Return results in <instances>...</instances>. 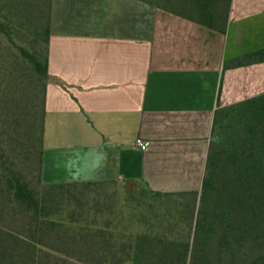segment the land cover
<instances>
[{
	"label": "crops",
	"instance_id": "crops-1",
	"mask_svg": "<svg viewBox=\"0 0 264 264\" xmlns=\"http://www.w3.org/2000/svg\"><path fill=\"white\" fill-rule=\"evenodd\" d=\"M80 1L52 0L42 180L200 190L216 110L264 93V61L226 67L264 48V0H231L224 33L139 0L82 20ZM51 125L73 178L44 179Z\"/></svg>",
	"mask_w": 264,
	"mask_h": 264
},
{
	"label": "trees",
	"instance_id": "trees-1",
	"mask_svg": "<svg viewBox=\"0 0 264 264\" xmlns=\"http://www.w3.org/2000/svg\"><path fill=\"white\" fill-rule=\"evenodd\" d=\"M221 2L222 0H189L193 12L190 11L188 15L165 9L224 33L231 0H227L223 13L218 6ZM51 5L52 0H48L49 13ZM15 8L20 11L18 6ZM31 24L26 18L18 26L0 20V33L12 41L13 35L22 33ZM49 38L48 21L42 27L34 28L31 50L19 47L20 56L29 64L36 77L31 88L35 90L38 82H43L40 88L41 98L31 96L34 100L39 98L40 103L32 107L39 123H34L31 127H19L18 124L11 127L7 122L8 117L0 113V264L116 262L125 233L118 232L112 226L85 222L80 215L82 208L72 206L77 202L71 199L67 202L51 200L49 195L42 193L45 188L42 183L44 119L50 81ZM260 61H264V48L228 63L226 67ZM223 109L234 112L235 120H228L227 124L232 125L236 121L241 125L244 131L243 143L238 145L233 142L225 150L210 144L200 196L204 202L210 199L212 190L217 192L214 196H222L223 191L218 190L219 185L213 176L221 169L229 171L232 167L236 174L235 177L231 175L233 182L238 181L247 193L242 192L238 198H232L231 192L228 193L227 201L219 199L215 204L213 215H207L208 209H204V220L197 219L195 222L196 228L204 227V232H207L204 239L195 232L191 241L182 245L170 236H157L151 241L149 249H138L134 253L138 264H264V196L259 198L264 193V93ZM218 112L216 110L212 129L219 121ZM19 129L24 130L23 132L33 130V140H27L29 144L26 145L19 139L18 135L23 133ZM101 183L116 186L114 182H70L54 187ZM125 190L128 199L133 198V191L142 192V197L145 194H173L156 193L129 183ZM71 208L75 213L68 217L66 211ZM214 224L221 229L216 241V256L210 247L211 238L215 235ZM199 244L203 246V250L199 249Z\"/></svg>",
	"mask_w": 264,
	"mask_h": 264
},
{
	"label": "rangeland",
	"instance_id": "rangeland-1",
	"mask_svg": "<svg viewBox=\"0 0 264 264\" xmlns=\"http://www.w3.org/2000/svg\"><path fill=\"white\" fill-rule=\"evenodd\" d=\"M139 1L185 15L191 11L189 0ZM86 2V0H81L80 4L78 3L79 11L73 14L78 15V19L82 18L83 20L89 17L87 14L89 6L86 8L87 10L85 9ZM114 4L113 0H97V4L92 6L94 7L92 14L95 15V19L106 20V18L111 17L114 14ZM226 5L227 0H222L218 5L222 13ZM17 6L21 12L15 10ZM47 7L48 0H0V20L12 23L13 26L20 25L23 18L29 19L32 23L31 26H26L22 33L13 35L12 41L0 33V113L2 112L4 116L8 117L7 122L11 127H16L17 124L19 127L23 125L31 127L34 123H39V118L32 109L33 105L40 103L39 98L34 100L33 97L31 99V96L36 95V97L40 96L41 98L40 88L43 82H38V87L34 88L35 90L31 88L36 77L33 75L29 64L20 56L19 47L31 50L34 28H40L48 21L51 22V12L49 13ZM42 47H45L44 43ZM218 110L219 121L212 129L209 146L213 143L215 147H223L221 149L225 150V148H230L228 146L233 142L241 145L244 137L241 125L236 121L232 125L227 124L228 120L231 122L235 120L234 112L223 109V107ZM18 131L23 132L24 130L19 129ZM50 135L53 138L51 144L48 145L44 179L46 181H59L73 178V148L63 147V140L62 142L58 141L55 125L50 126ZM18 137L26 144L29 138L31 141L33 140V130L23 132ZM234 139L235 141H232ZM231 175L234 177L236 175L233 173V167L229 171L221 169L213 176L214 181H217L219 185L218 190H222L223 193L222 196H214L217 192L212 190L210 199L205 202L200 196L201 189L175 192L168 196L145 194L143 197L142 192L133 191V198L128 199L125 188L120 190L110 183L76 186L66 184L68 186L58 188L54 185L63 183H46L42 180L45 187L42 189V193L49 195L51 200L67 202L68 199H71L77 202L72 205L73 207L82 208L80 215L85 222L112 226L118 232L126 234L120 245L119 258L116 262L108 264H138L134 259V253L138 249L139 251L149 249L151 241L157 236H170L182 245H185L184 242L186 241H191L195 232L204 239V234H207L206 231L204 232V227L196 228L195 226L197 219L204 220V209H208L207 215H213L215 204L219 199L222 202L227 201L228 193L231 192L232 198H238L242 192L247 193L238 181L233 182ZM263 196L264 193L259 195V198ZM72 208L70 211H66L68 217H72V214L75 213ZM214 229L215 235L211 238L210 247L216 256L218 250L216 241L221 229L215 224ZM199 249L203 250V246L200 244Z\"/></svg>",
	"mask_w": 264,
	"mask_h": 264
},
{
	"label": "built area",
	"instance_id": "built-area-1",
	"mask_svg": "<svg viewBox=\"0 0 264 264\" xmlns=\"http://www.w3.org/2000/svg\"><path fill=\"white\" fill-rule=\"evenodd\" d=\"M134 146L140 150H145L147 147L146 143L141 138L135 139Z\"/></svg>",
	"mask_w": 264,
	"mask_h": 264
}]
</instances>
